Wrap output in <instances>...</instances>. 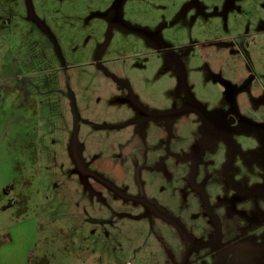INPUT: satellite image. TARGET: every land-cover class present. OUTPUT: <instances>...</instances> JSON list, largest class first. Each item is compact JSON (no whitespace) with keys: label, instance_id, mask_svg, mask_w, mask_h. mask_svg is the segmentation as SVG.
<instances>
[{"label":"rangeland","instance_id":"1","mask_svg":"<svg viewBox=\"0 0 264 264\" xmlns=\"http://www.w3.org/2000/svg\"><path fill=\"white\" fill-rule=\"evenodd\" d=\"M0 264H264V0H0Z\"/></svg>","mask_w":264,"mask_h":264},{"label":"flooded vegetation","instance_id":"2","mask_svg":"<svg viewBox=\"0 0 264 264\" xmlns=\"http://www.w3.org/2000/svg\"><path fill=\"white\" fill-rule=\"evenodd\" d=\"M231 119H233L232 117H231ZM234 120V119H233Z\"/></svg>","mask_w":264,"mask_h":264}]
</instances>
